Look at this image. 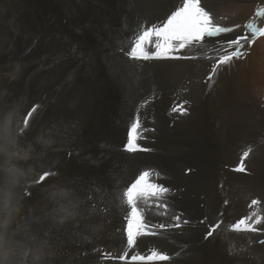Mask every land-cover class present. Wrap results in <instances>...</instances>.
Segmentation results:
<instances>
[{"label": "bare ground", "instance_id": "6f19581e", "mask_svg": "<svg viewBox=\"0 0 264 264\" xmlns=\"http://www.w3.org/2000/svg\"><path fill=\"white\" fill-rule=\"evenodd\" d=\"M181 4L0 0V264H129L152 249L170 257L153 264H264V37L212 73L228 39L251 38L246 23L264 27V0H201L217 25L240 27L173 53L193 59L124 54ZM145 169L170 192L141 202L157 234L129 250L122 190ZM45 170L56 174L35 183ZM246 216L258 231L231 233Z\"/></svg>", "mask_w": 264, "mask_h": 264}, {"label": "snow or ice", "instance_id": "6c2138e0", "mask_svg": "<svg viewBox=\"0 0 264 264\" xmlns=\"http://www.w3.org/2000/svg\"><path fill=\"white\" fill-rule=\"evenodd\" d=\"M255 17H264V8H258L255 12ZM240 25L234 27H222L217 25L210 12L207 11L202 5L201 0H182L181 6L171 11L170 15L162 21L159 25L145 26L141 25V30L135 34L130 43V50H125L124 54L131 60H151V59H193L195 57L186 56H174V52L191 48L194 45H199L204 41L205 37H215L218 34H226L233 32ZM247 32L251 33V38L247 34L243 36H237L235 39H228L225 43L227 48H224V54L216 58V62L212 65V73L215 74L219 67L231 64L235 59H239L243 56L242 48L245 45L251 46L257 37H264V27H258L255 20H250L244 25ZM235 46L233 51H228V48ZM224 47L223 45L221 46ZM154 48V50H153ZM213 78L209 76V80ZM38 106H33L32 110L24 117L23 123L25 128L30 124V118L37 112ZM177 111V109H173ZM181 114H186L185 110L180 107ZM140 123L139 120H135L128 130V141L125 145V151L136 152L138 145L136 140L139 137ZM24 129H21L23 132ZM146 150V149H144ZM250 149L246 150L241 155V164L236 171H245L243 166L244 160L249 156ZM71 156V153H69ZM153 169H145L135 177V179L122 190V202L128 206L130 211L127 213L125 219L127 221L126 228L123 232L126 235V247L131 250L138 244V238L146 235H156L149 229L144 217L142 215V209L140 207L141 202L148 205L153 199L160 200L165 196L170 189L163 184L154 181ZM56 173L45 170L35 183L40 184L46 181V178L55 175ZM160 173L156 172V179L158 180ZM31 193H28L30 195ZM61 195H67V193H61ZM227 203V201H225ZM258 200H252L251 205H258ZM163 207L167 209L168 205L164 204ZM67 215H72L68 209H63ZM256 217L254 223L260 224L264 222V215H258L253 213ZM176 221L180 220L179 216H175ZM250 217H243L236 223L231 225L232 230L236 232H256L258 229L252 224H249ZM188 223V221H184ZM173 225H169L172 227ZM179 227V223L174 225ZM160 228H165L164 224L160 225ZM213 235V231H209L206 235V239ZM258 243L264 245V240H259ZM108 255V253H105ZM113 259H119L120 261L128 260V253L113 257ZM170 257L156 249H152L150 254L131 255L129 264H153L157 261H168Z\"/></svg>", "mask_w": 264, "mask_h": 264}, {"label": "rangeland", "instance_id": "374dc122", "mask_svg": "<svg viewBox=\"0 0 264 264\" xmlns=\"http://www.w3.org/2000/svg\"><path fill=\"white\" fill-rule=\"evenodd\" d=\"M244 152V151H243ZM237 174H240V173H242L241 171H235ZM231 233H234V234H238L239 232H236V231H234V230H231Z\"/></svg>", "mask_w": 264, "mask_h": 264}]
</instances>
